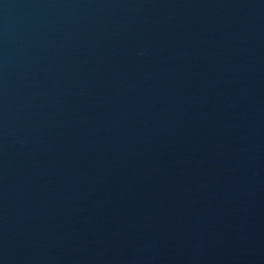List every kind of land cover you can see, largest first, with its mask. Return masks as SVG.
<instances>
[{
  "label": "water",
  "instance_id": "1",
  "mask_svg": "<svg viewBox=\"0 0 264 264\" xmlns=\"http://www.w3.org/2000/svg\"><path fill=\"white\" fill-rule=\"evenodd\" d=\"M0 264H264V0H0Z\"/></svg>",
  "mask_w": 264,
  "mask_h": 264
}]
</instances>
